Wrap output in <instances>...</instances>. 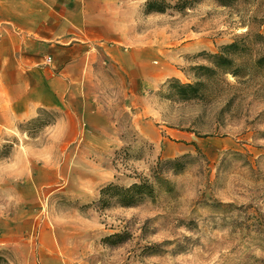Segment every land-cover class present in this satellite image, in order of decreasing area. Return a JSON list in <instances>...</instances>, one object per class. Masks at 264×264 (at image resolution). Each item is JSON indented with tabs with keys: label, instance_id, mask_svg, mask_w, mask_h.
Segmentation results:
<instances>
[{
	"label": "rangeland",
	"instance_id": "obj_1",
	"mask_svg": "<svg viewBox=\"0 0 264 264\" xmlns=\"http://www.w3.org/2000/svg\"><path fill=\"white\" fill-rule=\"evenodd\" d=\"M164 1L186 7L155 14L156 33L178 43L199 34L216 44L193 66L211 65L204 53L219 52L238 37L264 35V0ZM253 48L254 55L264 54V43ZM95 68L99 75L81 83L88 91L72 97L97 116L82 118L79 139L68 148L74 155L65 161L67 171L45 172L43 182L59 183L31 193L32 215L25 219L84 217L76 264H264V76L252 71L245 79L199 78L191 66L182 82L204 85L186 100L166 82L136 97L122 75L98 63ZM38 114L2 131L1 170L15 151L52 146L46 141L59 112L41 108ZM175 157L182 160L177 169L167 163ZM155 169L167 181L158 182ZM143 177L154 183L153 196L100 209L103 186H128ZM22 188L17 177L0 178V221L22 220L15 205ZM79 224L70 227L76 238ZM115 233L124 238L103 241ZM22 247H1L6 262L0 264H14Z\"/></svg>",
	"mask_w": 264,
	"mask_h": 264
},
{
	"label": "crops",
	"instance_id": "obj_2",
	"mask_svg": "<svg viewBox=\"0 0 264 264\" xmlns=\"http://www.w3.org/2000/svg\"><path fill=\"white\" fill-rule=\"evenodd\" d=\"M147 1L0 0V136L37 117L41 108L59 112L46 141L51 147L15 151L0 169V178L17 177L23 186L15 204L22 220L0 221V248H24L14 264H76L82 251L84 217L25 218L32 215L31 193L59 183L43 182L45 172L67 171L65 161L74 155L68 148L79 139L82 118L97 116L72 97L88 91L81 83L99 75L96 64L122 75L126 88L140 97L173 78L187 80L191 66L205 60L200 54L216 49L199 34L178 43L156 33L153 17L164 12L146 11ZM78 223L76 238L70 227Z\"/></svg>",
	"mask_w": 264,
	"mask_h": 264
},
{
	"label": "trees",
	"instance_id": "obj_3",
	"mask_svg": "<svg viewBox=\"0 0 264 264\" xmlns=\"http://www.w3.org/2000/svg\"><path fill=\"white\" fill-rule=\"evenodd\" d=\"M222 4H227L224 0H218ZM170 7L182 10L186 6H179L178 4L172 6L168 5L164 0H148L146 2L145 10L148 12H166ZM264 23V19H263ZM258 42L264 43V35L261 32H254V34H247L246 36L238 37L232 43L222 46L219 52H205L206 58L211 65L199 64L192 66V69L199 71L195 73L199 78L212 74H230L237 79H245L251 76L252 71H258L264 76V54H253V45ZM248 60H246L247 58ZM171 88L176 89V93L182 98L189 100L190 98L198 96L200 87L204 85L202 80L195 83H183L179 79L173 78L166 81ZM160 161V160H159ZM162 161H160L161 163ZM168 164L177 167L182 166L180 157H175L173 160H168ZM154 177L159 182L167 181L162 177L159 170H154ZM155 192V185L150 178L143 177L140 182H134L131 185L122 186L115 182L103 186L100 190V209L110 206L112 203L119 204L123 207L137 204L145 195L153 196ZM124 236L121 233L112 234L103 239L109 244L121 241ZM6 262L3 256H0V262Z\"/></svg>",
	"mask_w": 264,
	"mask_h": 264
}]
</instances>
